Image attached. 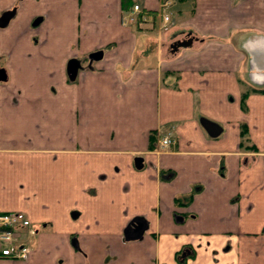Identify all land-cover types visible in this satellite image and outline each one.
<instances>
[{
  "label": "crops",
  "instance_id": "0c3cea01",
  "mask_svg": "<svg viewBox=\"0 0 264 264\" xmlns=\"http://www.w3.org/2000/svg\"><path fill=\"white\" fill-rule=\"evenodd\" d=\"M134 4L156 17L137 21ZM5 11L0 212L37 232L28 260L0 264H264V0H0ZM135 218L145 229L128 240Z\"/></svg>",
  "mask_w": 264,
  "mask_h": 264
},
{
  "label": "built area",
  "instance_id": "2783aa9c",
  "mask_svg": "<svg viewBox=\"0 0 264 264\" xmlns=\"http://www.w3.org/2000/svg\"><path fill=\"white\" fill-rule=\"evenodd\" d=\"M133 13L136 15L146 13L138 4H134ZM144 18V16L142 17ZM163 22L169 21L168 15H161ZM134 18H131L133 20ZM159 146L167 148L175 145L176 138L167 133L159 140ZM37 232L35 226L27 215L22 211L0 212V258H6L15 261H26L30 257L31 247L25 241L26 235H34Z\"/></svg>",
  "mask_w": 264,
  "mask_h": 264
},
{
  "label": "water",
  "instance_id": "95a60500",
  "mask_svg": "<svg viewBox=\"0 0 264 264\" xmlns=\"http://www.w3.org/2000/svg\"><path fill=\"white\" fill-rule=\"evenodd\" d=\"M13 14H14V11L3 12L0 16V27L6 26L9 22L10 18L13 16ZM101 58H102V51L101 50L94 51V52L89 54L90 61L99 60ZM80 68H81V65H80V62L78 59L72 58V59L68 60L67 65H66V73H67L68 79L70 81H74L76 79L78 70ZM5 79H6L5 73L0 70V80H5ZM201 123H202L203 127L208 131V133L211 136H216L219 134L220 127L217 124H215L209 120H206V119H202ZM141 161H142L141 157L135 158V163L138 167H140ZM144 229H145V225L142 222V219L141 218H135L129 223V225L125 229L124 237L128 240L132 239L134 237H136V238L141 237ZM132 232H135V234H132ZM72 243L74 244L75 242H72Z\"/></svg>",
  "mask_w": 264,
  "mask_h": 264
},
{
  "label": "trees",
  "instance_id": "16d2710c",
  "mask_svg": "<svg viewBox=\"0 0 264 264\" xmlns=\"http://www.w3.org/2000/svg\"><path fill=\"white\" fill-rule=\"evenodd\" d=\"M181 1V0H180ZM145 15H151L152 16V18L154 19L155 17H156V15H157V11L156 12H153V13H146ZM142 20V17L140 18V16L137 18V21H141ZM139 26V25H138ZM252 91H254V90H252ZM249 92V91H248ZM248 92H245V93H243V98H242V100L244 99V97L248 94ZM242 135L243 134H245V129H242ZM150 146L152 145V143L154 142V140H155V136H154V133H151L150 134Z\"/></svg>",
  "mask_w": 264,
  "mask_h": 264
},
{
  "label": "rangeland",
  "instance_id": "374dc122",
  "mask_svg": "<svg viewBox=\"0 0 264 264\" xmlns=\"http://www.w3.org/2000/svg\"><path fill=\"white\" fill-rule=\"evenodd\" d=\"M177 9V5H173L172 7H171V9H170V11L172 12V11H175ZM160 15L163 13V11L162 12H158ZM170 16V15H169ZM175 16V15H174ZM1 81V80H0Z\"/></svg>",
  "mask_w": 264,
  "mask_h": 264
}]
</instances>
